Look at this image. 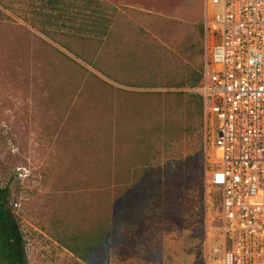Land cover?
Returning <instances> with one entry per match:
<instances>
[{"label": "rangeland", "instance_id": "1", "mask_svg": "<svg viewBox=\"0 0 264 264\" xmlns=\"http://www.w3.org/2000/svg\"><path fill=\"white\" fill-rule=\"evenodd\" d=\"M101 1L131 16L136 26L168 47L205 14V0ZM13 19L24 28L10 20L0 22V186L10 188L27 264H86L78 255L87 243L81 233L89 227L98 230L110 218L118 223L121 238L108 246L101 264H219L212 249L218 243V191L206 184L203 101L202 141L184 137L152 146L147 162L152 165V205L136 224L125 227L121 219L139 217L141 207L125 212L134 197L125 198L126 189L109 188L106 176L140 163L135 158L137 126L143 120V100L151 95L137 92H152V108L172 105L179 114L183 101L168 98L162 87L123 89L133 93L110 82L114 87H106L90 76L81 78L75 65L35 39L34 29ZM69 44L75 46L72 40ZM115 128L126 134L112 143ZM94 139L100 151H93ZM111 143L116 150L109 148ZM114 156L117 163L109 159ZM110 160L115 164L109 165ZM118 212L120 220L114 219Z\"/></svg>", "mask_w": 264, "mask_h": 264}, {"label": "trees", "instance_id": "2", "mask_svg": "<svg viewBox=\"0 0 264 264\" xmlns=\"http://www.w3.org/2000/svg\"><path fill=\"white\" fill-rule=\"evenodd\" d=\"M126 10L132 14L148 15L131 8ZM121 12L101 0H0V22L10 20L21 28L24 25L17 23L13 16L24 22L39 34L33 33L38 42L57 51L68 64L75 65L81 78L90 76L100 84L113 88L89 66L122 85L162 87L168 90L163 92L168 98L173 99L174 96L178 103L183 101L182 113L179 114L172 105L152 108V92H137L151 95V98L143 100V120L140 119L137 126L140 147L135 158H139L140 163L132 164L126 171H112L106 176L107 182L111 183L109 188L126 189L125 198L134 197L125 212L141 207L139 217L132 214L121 219L120 212L114 216L127 227L136 224L143 216L144 209L152 205V165L147 163L152 158V146L169 145L184 137L202 141V99L191 89L200 84L204 25L203 22L192 25L191 31L181 37L177 44L168 47L144 27L136 26L131 16ZM42 36L64 48L75 59ZM71 40L75 46L69 44ZM81 83L78 81V84ZM110 126L114 127L115 122H111ZM125 134L123 129H113L111 142L115 143ZM93 142V151H100L97 140ZM112 143L109 148L116 150V145ZM118 156L109 159H116L117 163ZM114 164L110 160L109 165ZM109 188L107 191H110ZM9 197V186H0V264H27L24 233L11 208ZM215 197L219 203L220 194L216 193ZM104 222L96 231L89 227L81 233L87 243L83 246L85 251L78 255L86 264H101L108 246L121 238L115 220L110 218L105 227Z\"/></svg>", "mask_w": 264, "mask_h": 264}, {"label": "built area", "instance_id": "3", "mask_svg": "<svg viewBox=\"0 0 264 264\" xmlns=\"http://www.w3.org/2000/svg\"><path fill=\"white\" fill-rule=\"evenodd\" d=\"M209 4V5H208ZM206 184L220 194L219 264H264V0H205Z\"/></svg>", "mask_w": 264, "mask_h": 264}, {"label": "crops", "instance_id": "4", "mask_svg": "<svg viewBox=\"0 0 264 264\" xmlns=\"http://www.w3.org/2000/svg\"><path fill=\"white\" fill-rule=\"evenodd\" d=\"M151 4V3H150ZM150 8H151V10L149 11V13H152V4H151V6H150ZM203 19H204V17L202 18V22H203ZM137 23H139V22H137ZM204 25V24H203ZM204 34V33H203ZM89 67V66H88ZM93 72H95L96 74H99L100 76H102V78H103V80L104 81H108L107 83H113V84H115V85H117V86H120V87H122V88H119V87H117V88H115V89H117V90H120L121 89V91L124 89V88H133V89H136V90H139L140 88H142V87H130V86H126V85H122V84H120V83H117V82H115V81H113V80H111V79H109V78H107V77H105L104 75H102V74H100V73H98L97 71H95V70H93L91 67H89ZM110 85H112V84H110ZM113 86V85H112ZM114 87V86H113ZM136 90H134V91H130V90H123V91H130V92H135Z\"/></svg>", "mask_w": 264, "mask_h": 264}, {"label": "bare ground", "instance_id": "5", "mask_svg": "<svg viewBox=\"0 0 264 264\" xmlns=\"http://www.w3.org/2000/svg\"><path fill=\"white\" fill-rule=\"evenodd\" d=\"M209 5V4H208Z\"/></svg>", "mask_w": 264, "mask_h": 264}]
</instances>
